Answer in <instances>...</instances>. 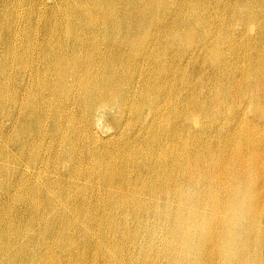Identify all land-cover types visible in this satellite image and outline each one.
I'll return each instance as SVG.
<instances>
[{
	"label": "bare ground",
	"instance_id": "obj_1",
	"mask_svg": "<svg viewBox=\"0 0 264 264\" xmlns=\"http://www.w3.org/2000/svg\"><path fill=\"white\" fill-rule=\"evenodd\" d=\"M54 2L0 0V264H264V0Z\"/></svg>",
	"mask_w": 264,
	"mask_h": 264
},
{
	"label": "rangeland",
	"instance_id": "obj_2",
	"mask_svg": "<svg viewBox=\"0 0 264 264\" xmlns=\"http://www.w3.org/2000/svg\"><path fill=\"white\" fill-rule=\"evenodd\" d=\"M31 0H5V3L6 4H13L15 2V4L17 5H21V9L22 10H26L28 9L29 7H35L37 10H41V11H49L55 4L54 1L56 0H32V2H30ZM34 1V2H33ZM42 1V2H41ZM45 1V2H44ZM11 2V3H10ZM17 2V3H16ZM38 2V3H37ZM35 3V4H34ZM37 3V4H36ZM25 4V5H24ZM45 4V5H44ZM47 4V5H46ZM53 4V5H52ZM27 5V6H26ZM30 5H33V6H30ZM35 5V6H34ZM41 5V6H40ZM29 6V7H28ZM43 6V7H42ZM40 7V8H39Z\"/></svg>",
	"mask_w": 264,
	"mask_h": 264
}]
</instances>
